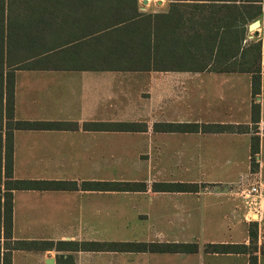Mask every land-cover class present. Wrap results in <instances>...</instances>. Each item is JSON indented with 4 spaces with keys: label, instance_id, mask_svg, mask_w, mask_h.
<instances>
[{
    "label": "crops",
    "instance_id": "crops-1",
    "mask_svg": "<svg viewBox=\"0 0 264 264\" xmlns=\"http://www.w3.org/2000/svg\"><path fill=\"white\" fill-rule=\"evenodd\" d=\"M137 7L149 18L119 22V32L96 40L86 34L89 11L80 16L86 19L84 25L78 21L79 13L74 14L70 7L71 11L62 12V20L67 22L63 23L61 39L73 35L77 41L13 71L15 120L65 126L13 131V179L74 182L79 188L12 191L13 240L53 243L50 248L11 252L12 264H248L246 254H212L205 248L208 244L248 246L251 223L257 224L258 264H264V216H249L244 203L231 193L243 179L255 176L263 182L264 177V0H137ZM256 21L258 27L249 30ZM241 25L246 30L244 42L261 44V90L255 99L249 73L214 71L201 60L191 59L201 56L195 49L200 50L207 41L229 42L230 49L236 47L233 42L239 40ZM147 40L151 41L150 49L141 46L135 56L114 45ZM240 90L244 100H240ZM252 100L260 105L256 173L250 171L251 133L154 129L164 124L251 126ZM1 122L3 183L4 115ZM125 123L144 124L146 131H124L117 126ZM128 152L138 164L142 163L140 154L150 152L153 168V164L158 167L162 162H173L175 167L197 170L211 179L152 180L145 192L81 189L83 183H119L121 179L110 177V169L130 161ZM239 168L248 173L240 174L238 180L222 179L226 170ZM166 183L193 184L197 192L152 188ZM0 188L4 193L3 184ZM143 196L151 198L152 209L156 207L153 218L162 213L169 226L179 224L182 232L205 234L206 240L197 244V253H115L91 248V243L121 240L90 237L96 228L109 229L113 218L120 220V226L131 220L129 215L148 219L149 215L139 211ZM103 214L111 223L99 218ZM53 233L58 235H50Z\"/></svg>",
    "mask_w": 264,
    "mask_h": 264
},
{
    "label": "trees",
    "instance_id": "trees-1",
    "mask_svg": "<svg viewBox=\"0 0 264 264\" xmlns=\"http://www.w3.org/2000/svg\"><path fill=\"white\" fill-rule=\"evenodd\" d=\"M261 1V0H257ZM79 13L78 21L85 25L86 19H80L86 9L89 11L87 24L90 29L87 35H93L101 39L103 35L119 32L116 28L119 22L132 21L140 16L137 0H0V131L2 130V118L5 117L4 139V163L3 184L5 192L0 188V264H12L13 251L38 250L41 247L50 248L52 242L18 241L13 240V197L12 191L26 190H78L76 183L57 181H21L13 179V131L14 130H59L65 126L53 123H38L16 121L14 118V69H22L32 60L37 59L48 52L54 51L64 44L74 43L77 38L67 35L61 39V32L67 21L62 20L64 13L71 11ZM77 6H81L77 8ZM83 13V14H82ZM91 15V16H90ZM260 12L255 16L258 17ZM149 16L146 17V19ZM246 25V24H245ZM68 29L70 25L67 24ZM245 28L240 26L239 40L233 42L237 46L230 49L229 42L207 41L200 50L195 49L191 59L201 60L214 71H238L252 75V98L255 99L261 90V44L260 42H244ZM148 38L150 36V31ZM71 36L73 39H68ZM119 43L123 44L120 45ZM150 40L117 42L114 45L121 52H127L129 56L138 53L136 49L141 46L150 49ZM155 43V42H154ZM119 45V47H118ZM197 46V44H196ZM205 48V49H203ZM205 52V54L203 53ZM150 60V56L148 55ZM166 58H162V60ZM34 63V62H33ZM161 63V61H160ZM166 63V62H164ZM260 121V105L252 100L251 126L249 125H194V124H164L155 126V130L172 133H251L250 146V171L256 173L258 165L256 156L259 152L258 123ZM124 131L144 132L146 125L125 123L117 125ZM76 125H74V128ZM2 142L0 134V173L2 171ZM82 190L94 191H121V192H145V183H83ZM153 190L161 192H197L193 184H154ZM257 224L251 223L248 227L249 245L244 244H208L205 251L212 254H246L248 264H258ZM2 239V243H1ZM95 251L132 252L149 254H195L198 245L195 243H168V242H106L91 243Z\"/></svg>",
    "mask_w": 264,
    "mask_h": 264
},
{
    "label": "rangeland",
    "instance_id": "rangeland-1",
    "mask_svg": "<svg viewBox=\"0 0 264 264\" xmlns=\"http://www.w3.org/2000/svg\"><path fill=\"white\" fill-rule=\"evenodd\" d=\"M240 97H241L240 100H244L242 99L243 97L242 90H240ZM145 150H147V147H145ZM132 154L133 153L128 152V158L130 159V161H128L124 166L119 167L115 165L111 167L110 177L112 179H116V178L118 180L121 179L119 183H131V184L132 183H145L147 186L146 190L148 189V187H151L152 180L160 181V182H174V181L176 182L185 181L186 182V181L194 180V179H201V181H203L202 179H207V180L211 179L209 178L210 175H207L208 177L206 178L202 174H197L196 173L197 170L195 171L193 169H186L182 167L179 168L178 166L175 167L173 162L163 163L162 161L164 159H162L161 161L162 162L161 166L156 167V165L153 164L154 165V168H153L151 162H149V159L151 158L150 152L149 153L143 152V154H140L139 158L142 160V163L138 164L131 160ZM154 154L155 152L152 153V157L154 156ZM130 162H133V163H130ZM217 171L221 172V170H217ZM245 173H248V171L245 168H239V169L226 170V173L224 174L223 177L221 175L222 173H219V175H221L222 179L235 178L238 180L239 175L245 174ZM254 179H255V176L248 177L245 180L243 179L244 182L239 183L237 184V186H234L231 188V193L233 197L236 199H240L244 203L243 205L246 206L247 213L249 211V208L247 207L245 201L242 198L235 196V192L240 187L239 185L245 187L249 185L251 182H253ZM262 181L264 183V177ZM160 198H164V197H160ZM150 202H151V198L147 196H143L139 202L140 203V208H139L140 213L149 215L148 219L144 217L134 218L133 215H129L131 220H128V222L126 221L127 222L126 226H125V223L122 226H120L121 225L120 220L113 218L112 225L109 224V229L107 228L104 229L102 227L100 229L96 228V231L93 232V234H91L90 237H92V239L94 238V240L109 239V238L116 237V239H121L120 241L115 240L116 242H147V243L149 242L157 243V242L168 241V243L202 244L206 240L205 234L199 233V231H196V230L195 231L192 230L194 228L193 225L191 227L192 228L191 232H182L180 230L181 226H179V224H176V226H169L166 223L165 218L162 217L163 216L162 213H160V216H155L153 218L152 213L155 212L156 207L154 206V208L152 209V205ZM160 203H161V200H160ZM172 203H170L171 207H173ZM172 211L173 210L171 209L170 212ZM216 211L217 210L214 209L215 214H216ZM163 212L165 213V216H166V212L165 211ZM106 215L107 214H103V216H99V218L100 219L103 218V222H106L107 219L104 217ZM170 215H172V213H170ZM255 219H256V216H253L252 220H255ZM66 220L68 221L67 218ZM108 221L111 223V220H107V222ZM63 224H65L64 220H62L61 222V225ZM156 231H159L162 234L161 235L155 234L154 232ZM50 235L57 236L58 234L53 233Z\"/></svg>",
    "mask_w": 264,
    "mask_h": 264
},
{
    "label": "built area",
    "instance_id": "built-area-1",
    "mask_svg": "<svg viewBox=\"0 0 264 264\" xmlns=\"http://www.w3.org/2000/svg\"><path fill=\"white\" fill-rule=\"evenodd\" d=\"M240 187L235 196L242 198L249 208L248 215L255 214L257 217L264 216V183L255 179L249 185Z\"/></svg>",
    "mask_w": 264,
    "mask_h": 264
},
{
    "label": "water",
    "instance_id": "water-1",
    "mask_svg": "<svg viewBox=\"0 0 264 264\" xmlns=\"http://www.w3.org/2000/svg\"><path fill=\"white\" fill-rule=\"evenodd\" d=\"M143 1L146 3L147 0H143ZM257 27H258V23H257V21H256V22H253V24H250V26H249V30L253 31V30H255Z\"/></svg>",
    "mask_w": 264,
    "mask_h": 264
}]
</instances>
